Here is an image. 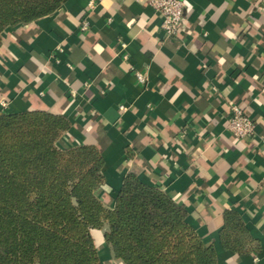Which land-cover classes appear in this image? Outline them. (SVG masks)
Listing matches in <instances>:
<instances>
[{"label": "crops", "instance_id": "obj_1", "mask_svg": "<svg viewBox=\"0 0 264 264\" xmlns=\"http://www.w3.org/2000/svg\"><path fill=\"white\" fill-rule=\"evenodd\" d=\"M260 2L186 0L182 31L167 37L160 14L146 2L67 0L3 31L0 109L64 115L65 138L95 145L103 155L106 205L134 173L186 209V220L215 246L219 264H264ZM232 104L254 120L252 137L228 130ZM228 213L230 233L241 240L230 249L221 240ZM233 218L242 225L237 232ZM92 234L102 264H126L104 230Z\"/></svg>", "mask_w": 264, "mask_h": 264}, {"label": "trees", "instance_id": "obj_2", "mask_svg": "<svg viewBox=\"0 0 264 264\" xmlns=\"http://www.w3.org/2000/svg\"><path fill=\"white\" fill-rule=\"evenodd\" d=\"M66 1L0 0V43L6 28ZM69 128L64 115L0 109V264H102L95 229L104 230L126 264H219L215 246L186 220V209L136 174L125 176L113 205H106L103 155L95 145L68 141ZM234 234L228 213L226 248L241 241Z\"/></svg>", "mask_w": 264, "mask_h": 264}, {"label": "built area", "instance_id": "obj_3", "mask_svg": "<svg viewBox=\"0 0 264 264\" xmlns=\"http://www.w3.org/2000/svg\"><path fill=\"white\" fill-rule=\"evenodd\" d=\"M151 5L161 16V28L167 37L177 35L182 31L186 16V0H138ZM259 8L264 9V0H260ZM92 6V4H91ZM89 28L85 20L83 30ZM135 76L140 83H145L146 75L135 69ZM228 130L239 139L252 137L255 133V122L252 117L238 104H232L227 120Z\"/></svg>", "mask_w": 264, "mask_h": 264}]
</instances>
